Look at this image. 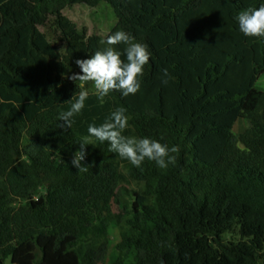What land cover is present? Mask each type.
Returning a JSON list of instances; mask_svg holds the SVG:
<instances>
[{"label":"trees","instance_id":"16d2710c","mask_svg":"<svg viewBox=\"0 0 264 264\" xmlns=\"http://www.w3.org/2000/svg\"><path fill=\"white\" fill-rule=\"evenodd\" d=\"M78 3L110 4L116 24L107 35L80 29L64 13ZM262 4L0 0V264H107L110 229L122 223L112 202L133 184L142 187L110 264H264V37L245 36L235 19ZM118 30L150 53L140 90L101 101L89 83L82 112L61 128L80 91L68 79L75 61ZM118 107L124 134L178 146L175 164L136 167L89 137L88 171L73 167L88 126ZM240 119L250 126L237 133Z\"/></svg>","mask_w":264,"mask_h":264},{"label":"clouds","instance_id":"9594fccd","mask_svg":"<svg viewBox=\"0 0 264 264\" xmlns=\"http://www.w3.org/2000/svg\"><path fill=\"white\" fill-rule=\"evenodd\" d=\"M239 30L247 37H264V4L258 8L241 10L235 17ZM104 45L87 59H77L76 65L80 72L73 73L68 79L77 83L80 89L78 96H73L74 102L67 111L59 114L62 122L60 127L67 130L74 123L73 117L81 113L89 97L86 85L94 86L95 94L103 101L111 91H119L123 96L135 95L141 88L140 78L144 74V66L149 62L150 53L147 46L137 42L135 37L124 30H118L100 41ZM117 45H123V53L117 50ZM122 55L124 59H122ZM170 74L167 69L162 72V83L169 82ZM126 108L118 107L106 117L99 126L90 124L88 136L84 137L79 148L73 154L72 166L79 172L88 171L84 163L86 147L91 144L89 137L109 144V151L118 154L132 165L140 167L147 159L154 161L160 169H167L175 164L179 151L178 146L169 147L149 137L138 138L125 135L129 127Z\"/></svg>","mask_w":264,"mask_h":264},{"label":"rangeland","instance_id":"374dc122","mask_svg":"<svg viewBox=\"0 0 264 264\" xmlns=\"http://www.w3.org/2000/svg\"><path fill=\"white\" fill-rule=\"evenodd\" d=\"M64 13L68 18L74 21L80 29H87L90 34L98 33L101 35H107L117 22V16L114 9L108 3H103L94 7L78 3L68 6L64 10ZM257 87L264 90V74L260 77ZM249 126L250 121L248 119H240L235 126V131L237 133L242 132ZM141 187L142 186L139 184L126 185L119 197L112 202V211L115 214L122 216V223L120 225H114L110 229L109 237L111 248L107 264H110L114 258L115 245L120 240V233L129 227L127 220L130 218V211L133 203L132 191L139 190ZM6 264H12L10 259L6 262Z\"/></svg>","mask_w":264,"mask_h":264}]
</instances>
